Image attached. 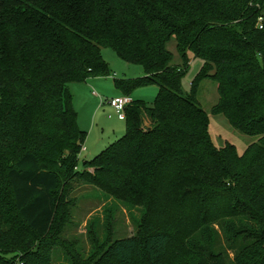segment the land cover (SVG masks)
<instances>
[{
  "label": "trees",
  "instance_id": "1",
  "mask_svg": "<svg viewBox=\"0 0 264 264\" xmlns=\"http://www.w3.org/2000/svg\"><path fill=\"white\" fill-rule=\"evenodd\" d=\"M260 18L264 0H0V264H52L75 181L143 209L136 236L88 264H264ZM102 49L143 69L115 81L122 96L158 93L151 106L132 100L125 134L79 168L86 133L67 87L110 76ZM189 55L202 67L185 93ZM206 80L212 114L257 138L241 156L212 143L196 98Z\"/></svg>",
  "mask_w": 264,
  "mask_h": 264
},
{
  "label": "rangeland",
  "instance_id": "2",
  "mask_svg": "<svg viewBox=\"0 0 264 264\" xmlns=\"http://www.w3.org/2000/svg\"><path fill=\"white\" fill-rule=\"evenodd\" d=\"M169 50L174 55L173 63H179L175 42L169 45ZM101 54L110 69L109 77L72 83L67 87L77 113V126L86 133L79 156V168L84 160L93 159L126 132V122L120 121L107 103L108 99L123 94L115 87V81H123L125 86H129L130 82L144 75L140 66L124 62L111 49H102ZM201 67L202 62L189 55V67L182 79L185 93L191 92V83ZM157 93L156 85H137L130 97L151 106ZM196 98L208 115L209 134L216 148H223L228 143L241 156L257 141V138L243 135L231 128L223 115L212 114V108L218 101L216 83L210 80L200 83ZM62 204H65L66 214L62 218L58 217L52 234L57 240L52 251V264H88L115 240L136 236L143 219L141 207L114 199L99 189L78 181L73 182L71 191L64 194ZM219 235V243L224 246L226 239L223 233L220 232ZM196 240L200 242L199 239ZM229 255L230 258L233 257L232 251H229ZM190 261L189 257L185 258L186 264L191 263Z\"/></svg>",
  "mask_w": 264,
  "mask_h": 264
},
{
  "label": "built area",
  "instance_id": "3",
  "mask_svg": "<svg viewBox=\"0 0 264 264\" xmlns=\"http://www.w3.org/2000/svg\"><path fill=\"white\" fill-rule=\"evenodd\" d=\"M264 24V19H259V28L262 29ZM132 98L130 96H120L117 98H112L107 100L108 105L112 108L115 115L120 121L125 120V108L132 102Z\"/></svg>",
  "mask_w": 264,
  "mask_h": 264
},
{
  "label": "crops",
  "instance_id": "4",
  "mask_svg": "<svg viewBox=\"0 0 264 264\" xmlns=\"http://www.w3.org/2000/svg\"><path fill=\"white\" fill-rule=\"evenodd\" d=\"M122 96V95H121ZM117 97H120V96H116V97H112V98H117ZM112 98H110V99H112ZM109 100V99H108Z\"/></svg>",
  "mask_w": 264,
  "mask_h": 264
}]
</instances>
